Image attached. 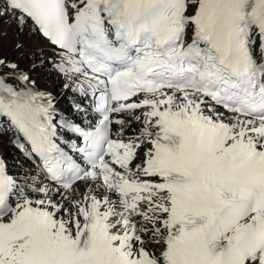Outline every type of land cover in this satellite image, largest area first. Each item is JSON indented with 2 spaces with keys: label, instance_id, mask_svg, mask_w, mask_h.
I'll list each match as a JSON object with an SVG mask.
<instances>
[{
  "label": "snow or ice",
  "instance_id": "obj_1",
  "mask_svg": "<svg viewBox=\"0 0 264 264\" xmlns=\"http://www.w3.org/2000/svg\"><path fill=\"white\" fill-rule=\"evenodd\" d=\"M0 146V264H264V0H0Z\"/></svg>",
  "mask_w": 264,
  "mask_h": 264
},
{
  "label": "bare ground",
  "instance_id": "obj_2",
  "mask_svg": "<svg viewBox=\"0 0 264 264\" xmlns=\"http://www.w3.org/2000/svg\"><path fill=\"white\" fill-rule=\"evenodd\" d=\"M12 41L13 35L11 32H9L8 37L3 41V54L8 55L9 57H13V52L11 48ZM42 83H47V77L44 78ZM49 86H51L50 83ZM59 99V107L64 114L70 115L74 118L88 119L91 117L89 110L84 114H78L72 111L71 104L73 103L75 97L71 92H69L66 96L61 95ZM0 156H3L7 160L9 169L11 171L16 170L17 161L22 159V157L19 156V154L17 153V151H15L14 148L6 146H0Z\"/></svg>",
  "mask_w": 264,
  "mask_h": 264
}]
</instances>
